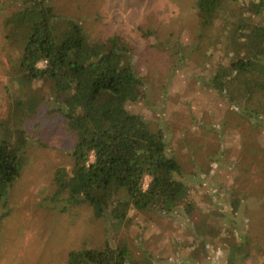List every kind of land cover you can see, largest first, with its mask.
Masks as SVG:
<instances>
[{"label":"trees","instance_id":"obj_1","mask_svg":"<svg viewBox=\"0 0 264 264\" xmlns=\"http://www.w3.org/2000/svg\"><path fill=\"white\" fill-rule=\"evenodd\" d=\"M16 4L1 26L7 107L0 115V226L11 214L10 192L30 161L27 125L43 110L59 114L74 138L70 166H59L54 173V209L89 205L94 218L106 220L115 233L133 212L172 218L178 211L192 217L199 197L190 185L196 179L204 187L203 176L188 173L172 154L160 120L132 109L147 99L148 90L130 44L117 35L89 37L78 21L59 15L51 0ZM197 10L200 37L213 33L209 37H216L221 57L212 76L201 83L245 123L264 128V0H198ZM181 47L171 53L181 58ZM174 60L177 71L181 61ZM247 79L249 86L239 99L231 88ZM240 203L235 193L233 213ZM210 217L219 221L194 222V240L174 264H204L211 242L225 249L229 264H238L237 256L248 258L247 242L221 237L232 220L223 211ZM234 229L240 233L238 224ZM166 259L154 253L134 259L126 241L107 240L97 248L86 244L71 250L66 264H164Z\"/></svg>","mask_w":264,"mask_h":264},{"label":"rangeland","instance_id":"obj_2","mask_svg":"<svg viewBox=\"0 0 264 264\" xmlns=\"http://www.w3.org/2000/svg\"><path fill=\"white\" fill-rule=\"evenodd\" d=\"M22 1L0 0V47L2 19ZM197 2L51 0L59 15L78 21L89 37L117 35L130 44L137 72L148 90L147 99L132 109L149 120H160L172 154L188 173L197 171L203 176L204 187L196 179L190 185L199 197L196 213L190 217L177 211L174 217L164 218L153 212H133L129 223L115 233L106 220L94 218L89 205L66 212L54 209V173L59 166H70L74 138L59 114L46 115L43 110L27 125L30 161L9 195L11 214L0 226V264H66L71 250L86 244L97 248L107 240L112 244L126 241L134 259L154 253L167 257L164 264H174L183 259L185 246L194 240L193 223L218 222L210 215L219 211L232 220L221 237L248 243V258L237 256L235 261L264 264V128L245 123L217 92L201 83L212 76L213 64L221 57L216 37H209L213 33L199 35ZM147 32L152 35L145 37ZM159 45L170 50H161ZM180 47L184 54L178 58L171 48L179 52ZM173 60L181 61L177 71ZM6 63L1 56L0 115L7 107ZM249 82L237 81L231 92L241 99ZM235 193L241 197L237 213L231 207ZM211 245L203 263L229 264L225 249L220 250L217 242Z\"/></svg>","mask_w":264,"mask_h":264}]
</instances>
